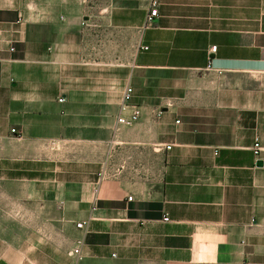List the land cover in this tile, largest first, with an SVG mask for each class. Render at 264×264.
I'll return each mask as SVG.
<instances>
[{
	"label": "crops",
	"instance_id": "1",
	"mask_svg": "<svg viewBox=\"0 0 264 264\" xmlns=\"http://www.w3.org/2000/svg\"><path fill=\"white\" fill-rule=\"evenodd\" d=\"M151 4L0 0V264H264V0Z\"/></svg>",
	"mask_w": 264,
	"mask_h": 264
},
{
	"label": "built area",
	"instance_id": "2",
	"mask_svg": "<svg viewBox=\"0 0 264 264\" xmlns=\"http://www.w3.org/2000/svg\"><path fill=\"white\" fill-rule=\"evenodd\" d=\"M158 6H159V0H152L151 4V10L147 17V23L153 24L155 17L158 16ZM217 49V46L211 47V52H215ZM134 89L133 86L128 84L122 94V99L119 106V114L117 116V125L115 127V130H120L121 127H130L133 126L136 122L139 121L141 117V108L138 105H134L131 103L132 97H133ZM64 98H60L59 101H63ZM16 128H12V132H16ZM167 148H171V146H167ZM262 147L261 143L258 139H256L254 146H253V152L256 156H259L261 153ZM129 199L132 200V196H129ZM166 221L169 220L167 216L164 218ZM85 225L84 222L77 223V226L79 228H83ZM83 240H77L75 246L70 251V255L73 257V264L79 263L83 259V255L81 252V246H82Z\"/></svg>",
	"mask_w": 264,
	"mask_h": 264
},
{
	"label": "rangeland",
	"instance_id": "3",
	"mask_svg": "<svg viewBox=\"0 0 264 264\" xmlns=\"http://www.w3.org/2000/svg\"><path fill=\"white\" fill-rule=\"evenodd\" d=\"M2 216H4L5 220L8 218L10 221L11 217L13 216V211L10 205L5 206L3 210L0 209V217Z\"/></svg>",
	"mask_w": 264,
	"mask_h": 264
},
{
	"label": "water",
	"instance_id": "4",
	"mask_svg": "<svg viewBox=\"0 0 264 264\" xmlns=\"http://www.w3.org/2000/svg\"><path fill=\"white\" fill-rule=\"evenodd\" d=\"M258 164L259 165H262L263 164V161L262 160H259Z\"/></svg>",
	"mask_w": 264,
	"mask_h": 264
}]
</instances>
